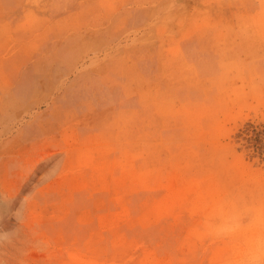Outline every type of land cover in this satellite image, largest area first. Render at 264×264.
Returning a JSON list of instances; mask_svg holds the SVG:
<instances>
[{
  "label": "rangeland",
  "instance_id": "1",
  "mask_svg": "<svg viewBox=\"0 0 264 264\" xmlns=\"http://www.w3.org/2000/svg\"><path fill=\"white\" fill-rule=\"evenodd\" d=\"M0 264H264V0H0Z\"/></svg>",
  "mask_w": 264,
  "mask_h": 264
}]
</instances>
